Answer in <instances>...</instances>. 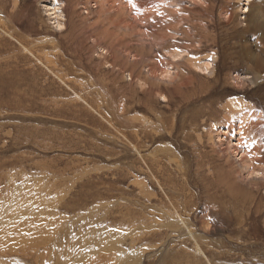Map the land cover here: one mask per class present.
Here are the masks:
<instances>
[{
	"label": "rangeland",
	"instance_id": "obj_1",
	"mask_svg": "<svg viewBox=\"0 0 264 264\" xmlns=\"http://www.w3.org/2000/svg\"><path fill=\"white\" fill-rule=\"evenodd\" d=\"M0 264H264V0H0Z\"/></svg>",
	"mask_w": 264,
	"mask_h": 264
},
{
	"label": "bare ground",
	"instance_id": "obj_2",
	"mask_svg": "<svg viewBox=\"0 0 264 264\" xmlns=\"http://www.w3.org/2000/svg\"><path fill=\"white\" fill-rule=\"evenodd\" d=\"M130 1V0H129ZM124 4V3H123ZM121 6H122V4H121ZM125 6V5H124ZM118 10V9H117ZM120 10V9H119ZM126 10V9H125ZM120 12V11H119ZM122 12V11H121ZM125 15V14H124ZM120 17H122L121 15H120ZM126 17V16H125ZM119 18V17H118ZM250 129V128H249ZM239 137H242V136H239ZM239 139V138H238ZM223 140V139H222ZM242 142V141H241ZM239 143V142H238ZM241 144V143H240ZM242 145V144H241ZM238 147H239V144H238ZM235 148V147H234ZM241 149V148H240ZM234 150V149H233ZM237 151V150H236ZM239 152V151H238ZM241 152V151H240ZM239 152V153H240ZM241 154V153H240ZM259 176H260V174H259Z\"/></svg>",
	"mask_w": 264,
	"mask_h": 264
},
{
	"label": "snow or ice",
	"instance_id": "obj_3",
	"mask_svg": "<svg viewBox=\"0 0 264 264\" xmlns=\"http://www.w3.org/2000/svg\"><path fill=\"white\" fill-rule=\"evenodd\" d=\"M177 51H179V49H177Z\"/></svg>",
	"mask_w": 264,
	"mask_h": 264
}]
</instances>
